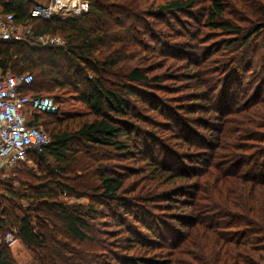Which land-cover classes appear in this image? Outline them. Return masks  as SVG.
<instances>
[{
	"label": "trees",
	"instance_id": "16d2710c",
	"mask_svg": "<svg viewBox=\"0 0 264 264\" xmlns=\"http://www.w3.org/2000/svg\"><path fill=\"white\" fill-rule=\"evenodd\" d=\"M87 1L88 13L66 20L30 18L29 0L3 4L17 22L28 21L36 36H58L63 43L0 42V70L30 73L33 84L26 93L50 97L57 107L53 114L34 113L33 124L43 127L50 141L30 150L19 164L18 179L25 190L19 193L9 186L0 193V206L1 199L9 204L1 207L0 230L7 231L16 222V238L30 250L33 264H264V79L245 100L247 125H239L235 136L244 142L240 153L246 156L230 151L220 155L217 151L224 146L217 144L219 135L210 144L194 132L193 120L182 114L185 109L173 111L144 88L156 85L158 76L125 63L137 34L129 24L134 11L120 0ZM136 1L159 2L156 11L172 15L191 13L196 6V0ZM124 10L128 12L123 14ZM206 10L201 24L230 37L225 49L233 48L237 37L248 47L253 37L264 33V0L227 4L209 0ZM239 23L246 24L247 31ZM212 54L199 55L200 63ZM255 56L247 50V72ZM191 57L188 66L196 65ZM210 81H199L197 89ZM231 81L222 85L225 92L215 94V86L208 94L192 92L190 100L203 102L189 103L187 115L199 113L201 125L207 126L214 115L217 122L221 120L238 103L233 96L226 97ZM55 91L74 94L85 110L63 113ZM206 113L211 115L207 118ZM158 117L180 129L186 149L199 140L203 152L179 154L143 126L154 127ZM222 138H227L225 132ZM194 157L199 166L192 162ZM120 159H138L142 164L131 168L115 162ZM38 163L43 168L36 171L42 174L28 166ZM135 175L137 179L129 180ZM0 185L4 186L3 180ZM179 194L186 199L179 200ZM16 200L27 206H16ZM177 204L187 212L173 213ZM99 218L108 220L98 222ZM227 231L236 233L222 234ZM98 234L119 235L125 245L107 249ZM97 246L109 252L107 260L93 254ZM0 264H13L2 242Z\"/></svg>",
	"mask_w": 264,
	"mask_h": 264
},
{
	"label": "rangeland",
	"instance_id": "374dc122",
	"mask_svg": "<svg viewBox=\"0 0 264 264\" xmlns=\"http://www.w3.org/2000/svg\"><path fill=\"white\" fill-rule=\"evenodd\" d=\"M122 1L123 3L125 2L124 4L126 7L128 6L129 9L134 11V15H129L133 17L131 20L129 19V24L131 23V27L137 32L132 47L127 49L125 63L131 67L138 66L142 68V70L148 72L150 76H158V79L154 81L156 85L144 88L160 98L162 100L161 102H163L162 104L170 105V109L173 111H178L180 108L181 110L185 109V113H182L183 116L193 120L190 123L191 129L194 132H197L198 135L204 137V139L210 140V144L216 143L213 137L219 135L221 139H218L219 141L217 144L219 147L224 146L221 151H217L220 155L230 151L237 155L246 156L244 153H240L242 152V149L240 148H243L244 142L241 143V140H236L235 136L238 134L239 125H242L244 122L246 123L243 126L247 125V102H245V100L250 99L253 96L255 89L264 79V71L262 70L264 65V33L263 35L253 37L248 47L247 43L243 46L241 43L243 39L241 37H237L239 40L235 41L234 47L225 49L230 37L225 33L213 30L208 25L201 24V21L205 18V13L207 12L206 6L209 0H196V6L190 11L191 13L182 11L174 12L173 15L170 13H158L156 7L159 2L151 4V1L138 2L136 0H120L121 3ZM219 1L222 3L226 2V4L228 2V0ZM227 11L233 12L234 9L227 8ZM127 12V10H124L123 14ZM227 16H229V14ZM239 24L242 26L243 32L247 31L246 24ZM198 29H200L199 35L193 37L198 32ZM54 37L60 39L59 43L56 44L63 43V40L60 37ZM216 48L220 49L218 53H215L214 51ZM247 50L248 54H251V52H255L256 54V56L252 58L254 63L253 68L249 72H247ZM211 52H214V54L205 60V62L200 63V59H198L199 55L202 56V54H205L203 56H207L208 53ZM190 54L192 55V61H194L196 65L191 64L188 66L190 62ZM251 57L252 56L248 57V59L250 60ZM202 80L204 83L208 80L211 81L204 88L197 89L198 82H201ZM226 80H233L228 86L229 91H226V97L233 96L234 100L238 102L231 108L230 112L225 113L222 119L218 122L215 119V115L210 117V121H207L210 126L201 125L200 118L202 116L199 115V113L187 115L186 112L188 109L185 107L189 103L203 102L197 99L190 100L192 96L190 94H192V92L204 90L208 94V92H210L209 90L214 86L216 87L215 94L220 91L225 92V90L220 89ZM247 82L251 85H247ZM55 92L61 99L59 107L60 111L63 113L75 114L85 110L82 103L76 100L74 94L64 93L60 95L59 92ZM146 96L152 98L151 95L146 94ZM256 108H258V106H256ZM168 109L169 108L167 107V110ZM243 110H245V112H243ZM205 112L207 111H204V113ZM214 112L218 113L215 110ZM144 114L148 116L147 113ZM210 115V113H206L205 117L208 118ZM250 117L253 118L252 116ZM156 119V122L158 123H155L154 127L147 123H143V126L149 128V130L156 133V135L164 138L168 144L173 145L176 152L179 154H195L196 152H203L201 145L197 144L200 143L199 140L192 141L195 145H192L193 147H190L191 149H186L182 143L184 139L181 137L180 129H177L174 125L168 123V119H162L161 117ZM213 127L221 129V132L216 133V131H213ZM172 131H175L177 134ZM223 132H225V136H227L225 140L222 138ZM176 136H179V139H175ZM245 144L247 145V143ZM204 149L208 153L209 149ZM194 158L192 162L195 165L197 164V161L196 157ZM183 160L184 161L182 162H184V164H188L187 160ZM115 162L118 164H125L131 168H136V166L142 164L138 159H120L115 160ZM28 166H33V171L36 173H43L42 171H36L37 168H43L41 163H38V166L30 164ZM21 168L22 166L19 165L5 173L6 176L3 180L4 186L0 185V193H3V190L9 186L19 193L25 190L24 185L18 179L20 176L18 170ZM135 179H137L136 175L129 177V180ZM178 197H180L178 198L179 200L186 199V197H183L180 194ZM80 202H86V200H80ZM15 205L27 206L24 200H16ZM2 206H9V204L1 199V207ZM187 210L188 209L182 207L181 204H177L176 209H173V213L182 214L187 212ZM15 214L19 215V211L16 208ZM106 220L108 219L99 218L98 222ZM16 226V222H14L11 228L7 231L0 230V242L6 244L13 264H33L30 250L19 240V238H16L18 237ZM116 226L118 225H115L113 228H116ZM98 227L101 228V230H104L102 229L104 227L101 225H98ZM228 232L229 231H227V233H221L228 234V236L236 233L235 231ZM8 234H11V237L14 238L10 245L4 240ZM118 236L119 235L106 237L98 234L96 238L102 239V242L107 244V249L115 251L116 249L114 246L125 245V243L120 240L121 237ZM127 236L134 237L133 234H128ZM93 250V254L100 258V260L105 261L109 258V252L106 250L100 249L98 246ZM118 251L120 253L125 252L123 249H119Z\"/></svg>",
	"mask_w": 264,
	"mask_h": 264
},
{
	"label": "built area",
	"instance_id": "2783aa9c",
	"mask_svg": "<svg viewBox=\"0 0 264 264\" xmlns=\"http://www.w3.org/2000/svg\"><path fill=\"white\" fill-rule=\"evenodd\" d=\"M0 0V42H27L29 45L59 43L60 39L48 34L36 36L28 21L19 23L12 11H4ZM29 17L66 20L80 17L89 11L87 0H29ZM33 84L30 73L12 74L0 70V180L6 172L23 163L27 153L40 149L50 139L41 126L34 125V113L53 114L57 107L52 98L31 96L26 93ZM1 210V206H0ZM8 234L4 240L11 244Z\"/></svg>",
	"mask_w": 264,
	"mask_h": 264
}]
</instances>
